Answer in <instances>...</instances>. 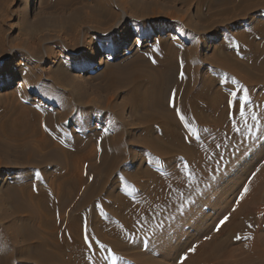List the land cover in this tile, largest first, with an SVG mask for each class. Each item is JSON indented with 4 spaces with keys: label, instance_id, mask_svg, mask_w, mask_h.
Masks as SVG:
<instances>
[{
    "label": "rangeland",
    "instance_id": "1",
    "mask_svg": "<svg viewBox=\"0 0 264 264\" xmlns=\"http://www.w3.org/2000/svg\"><path fill=\"white\" fill-rule=\"evenodd\" d=\"M220 4L200 0H0V85L27 78L33 85L32 91L11 85L0 96V248L8 264L56 263L43 255L55 251L56 235L38 220L48 215L56 186L69 179L73 180L72 197L67 200L66 190L72 187L65 186L59 202L63 203L53 217L59 225L73 223L83 233L88 222L101 225L109 223L115 211L124 214L135 231L132 242L144 234L147 254L160 264H173L176 248L184 247L193 237L215 234L220 221L236 210L247 193L244 189L264 171V130L254 134L246 149L238 144V152L229 155L217 177H203L204 184L197 183L196 189L174 193L173 199H168L169 207L165 202L158 204L146 219L140 221L137 216L155 199L154 189L171 178L177 180L185 167V161L174 152L147 142L159 136V125L149 116L151 111L137 106V96L145 87L139 74L162 77L157 100L172 113V92L183 64L194 66L199 80L225 78L217 65L227 59L231 48L242 46L232 37L248 33V39L261 38L255 29H264V0L233 2L224 9ZM169 33L174 39L166 37ZM110 71L115 74L113 79L107 78ZM255 90L261 93L260 87ZM178 103L182 115L201 116L199 99L194 103L188 95L178 98ZM189 104L193 112L183 108ZM55 119H63L64 127L73 129L82 143L69 161L49 160L46 155L51 147H40L47 137L52 146L70 149L61 144L64 135ZM102 133L119 144L117 152L121 154L105 184V168L93 175L90 170L100 165L96 142ZM160 150L165 156H158ZM151 158H160L163 164H155ZM150 164L151 179L142 175ZM41 171L49 176H37ZM191 180L189 175L180 182ZM91 191L95 197L88 198ZM131 193L141 201L111 207L113 195L130 197ZM40 195L48 201L46 205L37 204ZM261 195L264 198V192ZM263 210L262 223H254L262 226L248 240L264 238ZM83 213L87 218L81 220ZM148 224L154 228H141ZM107 225L121 230L119 224ZM103 236L109 242L115 239ZM248 240L230 247L239 248ZM118 241H123L122 237ZM101 245L107 252L111 249V255L121 256L119 264H136L129 256L143 251L126 248L128 256H123L101 239L92 243L91 250L102 251ZM105 260L103 255L97 262L104 264Z\"/></svg>",
    "mask_w": 264,
    "mask_h": 264
},
{
    "label": "bare ground",
    "instance_id": "2",
    "mask_svg": "<svg viewBox=\"0 0 264 264\" xmlns=\"http://www.w3.org/2000/svg\"><path fill=\"white\" fill-rule=\"evenodd\" d=\"M200 1L208 5H213L218 1L221 2L219 7L224 9L233 2L240 3L244 0ZM248 12L249 10H246V13ZM255 32L261 36L260 40L255 41L253 39H248V33H241L232 37L236 43H242V46H240L239 49L231 48L230 51L227 52V59L217 65L218 68L226 74L225 78L207 77L199 80L197 69L194 66L183 64L185 68L182 70L181 78L179 77L177 79L174 86L175 89L172 92V113H169L170 110L168 111L160 107L159 101L157 100L162 85L160 78L162 77L139 74V77L144 80L145 87L142 93L137 96V106L151 111L149 116L156 120L159 125V136L153 137V140L147 139V142L151 145H156L158 148L162 147L166 151H172L179 159L185 161L184 170H182L183 172L180 176L176 177L177 180L173 181V178H171L167 180L168 184L162 183L154 189L152 195L155 199L148 202L146 207L137 215L140 221L141 219L148 218L151 213L153 214L151 209H154L158 204L162 205L165 202V206L169 207V205H167L169 202L168 199H170L174 193L178 191H186L187 193V190L196 189V186H198L197 183H203V180H201L203 177L207 179H212L214 176L217 177L226 166L229 155H234L238 152L236 148L237 145H245L241 148L246 149V145L252 140L251 138L254 134H257V131L264 130V29H255ZM158 37L160 36L158 35ZM166 37L173 38L170 33ZM134 42L136 43L137 41L135 40ZM231 45L232 44H230V46ZM239 55L241 59H239ZM151 74L154 75L153 72ZM114 75L115 74L110 71L107 73V78L113 79ZM11 85L12 83L9 81L1 84L0 96L3 91ZM21 85L32 91L31 87L33 85L28 78L15 81L11 87H19ZM257 87L261 88L260 94L256 93L255 89ZM245 89L247 90L250 102L245 108L244 117L242 118L240 116L238 107L231 110L230 116V110L227 105L229 94L234 91L237 93V98H239L244 94ZM188 95L193 99L194 103L199 99L202 104L201 116L194 114L190 117L184 116L188 124L197 130V136H192L189 133L185 127V123L181 122L180 117L177 115V110L180 107L178 98ZM183 108H189L193 112L192 105L190 104ZM47 120L54 121V117H48ZM47 120H45V123ZM55 121L64 135L61 144L70 147L69 150L71 151L52 146L51 141L47 137L42 139L40 147H51V150L46 155V158H50L49 160L56 161L61 159L69 161L73 159L72 151L78 153L81 150L82 143L79 140V136L73 133V129H66L64 127L63 119H55ZM61 130L59 131L61 132ZM96 145L99 153L98 156L100 157V165H98V163L90 168L91 175H93L97 169L105 168V179L103 182V184H105L109 174L113 172L116 163L121 157V154L117 152V146H119V144L106 133H102L98 136ZM157 154L163 157L165 156V151L160 150ZM44 157L45 156H42L41 159ZM88 158H90V156ZM151 160H155L153 162L155 164H163V160L160 158H151ZM152 168V164H150L149 167H145L142 170V175L150 179L153 178V176L150 175ZM189 175L193 180L180 182ZM39 176L47 177L49 173L41 171L39 172ZM80 181L81 178H79V184ZM72 183L73 180L69 179L66 183L58 187L56 186L54 189L55 192H53L54 199L52 204L48 205V215L44 220L40 217L39 220L37 219L40 226L52 230L56 235V240H58L55 251H48L45 254L41 253V255L43 254L46 257L44 258L45 260L51 262L49 259L54 258L56 261L55 264H98L97 261L99 257L104 255V257H106L105 262H103L104 264L120 263L122 258L117 255L114 256L115 262H113V255L110 253L111 249L108 250V252L105 249H102V251L98 249H89L85 245L83 238V235L85 236L87 233L91 243H97L100 239L104 240L105 243L113 245L117 250L121 251L120 253L123 256H128L124 252L126 248L143 249L142 252L134 256H129L131 258L130 260L136 264H160L156 259L147 254L148 243L145 241L144 234H142V236L140 235V238L132 242L131 237L135 231L127 225V216L124 214L115 211L113 212V216H111V221L109 223H102L101 225L93 223L91 226L88 222L82 231L83 233H81L77 225L73 223L65 222L59 225V222L53 217L59 210V206L61 207L63 203H59L63 198V188L65 186L72 187ZM263 184L264 171L259 178L250 183L248 191L243 197V201L237 204L236 210L234 209L235 211L229 214L226 225H223V227L221 226L222 228L219 227V231L216 230L215 234H208L204 239H197L198 236L191 237L192 239L189 243H186L187 245L175 249L172 254L173 257L171 256V258H173L172 263L179 264L180 258L186 256L184 264H264V242L262 241L264 238L260 240V238L257 237L248 240L249 236L255 232V229L262 226L260 224L256 227L254 223L257 220L262 223L259 217L260 212L263 210H261L260 206L264 204V198H262L261 195V192H264ZM201 185L202 184H200V186ZM143 186L145 185L143 184ZM146 188L147 186L143 187V189ZM72 189L73 187L66 190L67 197L64 194V198L66 197L67 200L72 197ZM131 191L134 193L133 190ZM132 193L130 197L125 194L119 196L117 194L113 195L112 199L114 201H112L114 204H112L111 207H114V205L118 207L120 203L125 205L128 201L139 203L141 200H138V195H132ZM39 197L37 204L46 205L48 202L46 198L43 195ZM92 197H95V195L91 191L88 194V198ZM85 201L86 200H83L84 203ZM173 206L175 205L173 204ZM159 214L157 213V215ZM86 216L87 215L83 213L81 220L87 218ZM160 218L158 219L160 220ZM260 218L262 219V216ZM110 223L115 225L119 224L118 226L121 230H112L110 225H107ZM146 225H143L141 228L147 231L154 228L153 225ZM94 231L96 234H92ZM100 231H104L103 235L115 239L112 242L107 241ZM223 233H226L227 237L222 238L221 235ZM198 234L199 232L195 235ZM205 234L207 235V233ZM238 236L240 239H237ZM120 237H122L123 241H118ZM65 238L67 241L64 242ZM241 240L248 241L239 248L230 247L232 243ZM189 244L191 245L189 246ZM193 247H195V251L189 252V249ZM38 250L40 251V249ZM2 252L0 248V264H8L9 261L6 260L5 257H1ZM244 253L245 255H243ZM237 255L241 256L239 257L240 260H237ZM222 258H224L223 261L218 260H222Z\"/></svg>",
    "mask_w": 264,
    "mask_h": 264
},
{
    "label": "snow or ice",
    "instance_id": "3",
    "mask_svg": "<svg viewBox=\"0 0 264 264\" xmlns=\"http://www.w3.org/2000/svg\"><path fill=\"white\" fill-rule=\"evenodd\" d=\"M249 102H250V100H249V96H248V93H247L246 89L244 90V94L242 96H240L239 98H237V93L236 92H234V91L231 92L229 94V99L227 100V105H228V108L230 110V116H231V110L238 107L239 114L243 118L244 115H245V108H246V106H247V104ZM177 115L180 117L181 122L185 123V127L187 128L189 133L192 136H197V130L194 127H192L191 125L188 124V122L185 120L184 115H182L179 110H177ZM37 176H39L38 173H37ZM247 191H248V189L245 188L244 192H247ZM227 220H228V217L225 216L220 221V225L217 227V231H219V227L222 226L224 223H226ZM237 239H240V237L238 236ZM84 243L89 249L92 248V243L90 242V237H89V235L87 233L84 236ZM100 247H101V249H103V245H101ZM194 251H195V247L189 249V252H194ZM185 259H186V256H182L180 258L179 264H184V260ZM112 260H113V262H115V257L114 256H112Z\"/></svg>",
    "mask_w": 264,
    "mask_h": 264
}]
</instances>
